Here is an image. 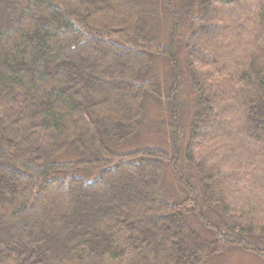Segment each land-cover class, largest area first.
Masks as SVG:
<instances>
[{
  "label": "trees",
  "instance_id": "trees-1",
  "mask_svg": "<svg viewBox=\"0 0 264 264\" xmlns=\"http://www.w3.org/2000/svg\"><path fill=\"white\" fill-rule=\"evenodd\" d=\"M158 103L167 148L138 146ZM263 244L264 0H0V264L264 261Z\"/></svg>",
  "mask_w": 264,
  "mask_h": 264
},
{
  "label": "rangeland",
  "instance_id": "rangeland-1",
  "mask_svg": "<svg viewBox=\"0 0 264 264\" xmlns=\"http://www.w3.org/2000/svg\"><path fill=\"white\" fill-rule=\"evenodd\" d=\"M155 61V64H153L154 68L152 66L153 70L150 72V74L154 73V78L159 79L162 84H165L168 81V74L172 71L171 64L167 59L162 58L161 56L157 57ZM180 61L183 67V71H186L183 74L181 81L182 91L180 99V109L182 116L181 122L184 128L182 132L184 134L188 132L189 134V122L190 117L193 113V101L195 98V94L191 90L190 83L187 77L188 68L184 53L181 54ZM168 121L169 113L164 106H161L159 103L150 105L143 119L142 132L139 136V141L141 142L138 146L165 147L164 145L166 144V140H169L170 135ZM166 177L167 180L165 179L166 181L164 182L162 190L163 195L169 201H176L175 199L177 197H180L181 193L178 188L171 183L172 177L170 172H167ZM214 218L217 219V217ZM190 224L192 225V228H194L198 233L204 236V239L209 238V233L204 229L201 223L199 224L196 221L192 220ZM205 262V264H264L263 259L255 253L234 247L227 250L223 254H216L207 257Z\"/></svg>",
  "mask_w": 264,
  "mask_h": 264
}]
</instances>
